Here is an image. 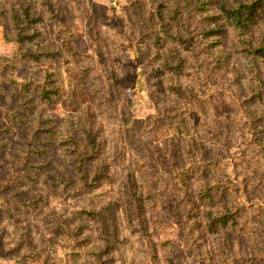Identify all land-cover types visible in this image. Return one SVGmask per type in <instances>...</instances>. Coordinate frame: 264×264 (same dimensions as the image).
<instances>
[{"label":"trees","instance_id":"1","mask_svg":"<svg viewBox=\"0 0 264 264\" xmlns=\"http://www.w3.org/2000/svg\"><path fill=\"white\" fill-rule=\"evenodd\" d=\"M101 1L0 0V152L33 124L8 155L6 200L58 209L73 245L54 264H264V0H118L115 28ZM123 47L146 55V107L127 95ZM67 194L96 205L67 215ZM26 240L14 264L46 248Z\"/></svg>","mask_w":264,"mask_h":264},{"label":"rangeland","instance_id":"2","mask_svg":"<svg viewBox=\"0 0 264 264\" xmlns=\"http://www.w3.org/2000/svg\"><path fill=\"white\" fill-rule=\"evenodd\" d=\"M118 0H103L100 3L99 13L103 19L104 24L109 28H115L120 26L122 19L120 17L121 11L117 7ZM48 33L51 35V27H48ZM50 37V36H48ZM80 47L83 51L88 49L85 41L80 43ZM125 47V46H124ZM122 48V55L125 62L123 70L125 74L132 80L133 85L127 88V95L130 101L134 103L136 107H146L148 105V99L143 89L144 83L142 79L141 65L144 62L146 55L140 47H136L133 52H129L127 48ZM10 50V44L6 43L1 34L0 29V53H8ZM55 68L60 75L62 82L67 87L68 75L66 69L70 67L69 64H65L62 61H55L50 64ZM9 92L8 88L0 91V106L6 103L5 94ZM16 94L14 95V97ZM68 114V110L64 106V100L57 104L54 115L58 120L63 119ZM0 121L2 118L0 116ZM7 123L6 120H3ZM32 122L28 121L23 127L15 129L6 138L9 140L6 150L0 152V189L3 187V182L8 178L9 172L6 170V165L9 162L8 155L18 156L17 146L20 145V139L24 138L29 128H32ZM52 178V174H49ZM7 196V195H6ZM6 196L3 195V191L0 190V264H14L13 249L18 242L19 233L24 230L26 233V245L31 250L37 249L35 241V234L41 236V240L46 243V248L42 250V254L32 260L31 262H25L24 264H54L50 262L52 259L61 255L62 251L72 250V241H65L61 239L60 232L56 227L54 217L58 213V209L50 208V211L45 209L39 210V212L31 214L28 211H23L17 205H12L6 200ZM65 213L70 215L69 212L85 206V208H93L96 204L89 200L88 196H74L67 194ZM101 203V201H100ZM5 209H9L12 213L19 217L16 221H10L5 216ZM84 219L78 218L75 222H82ZM124 251H131L132 247L129 243L122 245Z\"/></svg>","mask_w":264,"mask_h":264}]
</instances>
